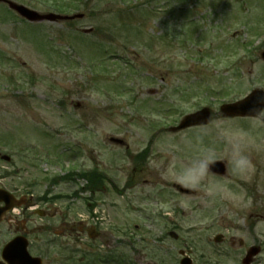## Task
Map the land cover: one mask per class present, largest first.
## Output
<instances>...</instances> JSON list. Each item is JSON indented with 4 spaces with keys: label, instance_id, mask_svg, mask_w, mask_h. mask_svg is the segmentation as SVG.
Instances as JSON below:
<instances>
[{
    "label": "rangeland",
    "instance_id": "obj_1",
    "mask_svg": "<svg viewBox=\"0 0 264 264\" xmlns=\"http://www.w3.org/2000/svg\"><path fill=\"white\" fill-rule=\"evenodd\" d=\"M13 1L54 12L49 0ZM78 4L84 16L69 24L27 23L0 5V152L16 154L23 179L32 180L39 175L19 164L22 150L37 152L28 156L39 162L42 145L52 152L68 146L75 151L69 168L97 167L113 182L93 195L104 236L73 238L65 264H178V249L207 246L215 231L264 232V109L250 118L218 114L221 102L264 90V0ZM121 9L130 13L125 21ZM201 106L212 108L208 125L167 131L183 111ZM111 136L127 148L109 143ZM147 145L134 176L131 160ZM237 159L244 161L239 169ZM217 160L223 175L208 170ZM45 161L43 172H65ZM83 184L73 176L59 185L72 193L73 221L90 213ZM113 186L130 187L119 195ZM174 186L190 192L173 194ZM176 208L178 240L167 236Z\"/></svg>",
    "mask_w": 264,
    "mask_h": 264
},
{
    "label": "flooded vegetation",
    "instance_id": "obj_2",
    "mask_svg": "<svg viewBox=\"0 0 264 264\" xmlns=\"http://www.w3.org/2000/svg\"><path fill=\"white\" fill-rule=\"evenodd\" d=\"M15 155L0 152L1 246L14 237H23L27 242L28 253L39 258L40 264H65L69 261L67 250L73 238L81 239L82 235L88 238L89 232L99 234L96 235L97 238L104 236L95 212L87 214L86 211L85 214L78 215L77 221L72 220L71 194L66 191V186H59L63 178L56 179L54 174L43 172L39 167L40 163L19 156L23 160L19 164L27 162L36 170L37 176L39 175L34 180H25L20 174L23 167L16 164ZM136 157L131 160L134 176L137 170ZM53 165L56 166L55 163ZM138 171L142 172L143 168H138ZM82 186L86 192L87 184ZM103 186L101 184L91 191V198L95 200L93 205L98 203V198L94 199L93 195L102 193ZM129 187L120 189L115 186V192L121 195V191ZM91 204L92 202L88 205L92 206ZM185 251L188 252L192 264H264V232L253 230L249 226L234 232L218 230L211 234L207 246L194 250L187 248Z\"/></svg>",
    "mask_w": 264,
    "mask_h": 264
},
{
    "label": "water",
    "instance_id": "obj_3",
    "mask_svg": "<svg viewBox=\"0 0 264 264\" xmlns=\"http://www.w3.org/2000/svg\"><path fill=\"white\" fill-rule=\"evenodd\" d=\"M0 1L6 2L9 7H11L15 11H17L21 16L27 18L30 21H39L43 19L53 21V20L65 18L54 14H39L35 11L29 10L28 8L22 5H18L8 0H0ZM262 56L264 57V52ZM263 107H264V92L260 90H254L248 96H246L245 98L239 101L222 105L220 107V111L223 116H234V115L255 116L259 113V111ZM208 119H209V111L208 109L205 108L199 112L186 116L185 119L178 126L173 127L172 130H177L193 124H203L206 123ZM209 167L210 170L218 173H223L225 171L223 165L218 162L210 164ZM10 246L11 244L8 245V247ZM23 254L27 256L25 251H23Z\"/></svg>",
    "mask_w": 264,
    "mask_h": 264
},
{
    "label": "clouds",
    "instance_id": "obj_4",
    "mask_svg": "<svg viewBox=\"0 0 264 264\" xmlns=\"http://www.w3.org/2000/svg\"><path fill=\"white\" fill-rule=\"evenodd\" d=\"M243 162H244V161H243V160H240V159L235 160V161H234L235 167H236L237 169H239L240 166H241V164H243ZM200 168H201V170H202V169H203V165H201Z\"/></svg>",
    "mask_w": 264,
    "mask_h": 264
}]
</instances>
